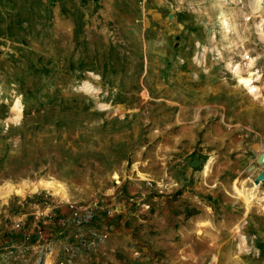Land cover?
<instances>
[{"label": "rangeland", "instance_id": "rangeland-1", "mask_svg": "<svg viewBox=\"0 0 264 264\" xmlns=\"http://www.w3.org/2000/svg\"><path fill=\"white\" fill-rule=\"evenodd\" d=\"M263 154L264 0H0V264H264Z\"/></svg>", "mask_w": 264, "mask_h": 264}, {"label": "crops", "instance_id": "crops-1", "mask_svg": "<svg viewBox=\"0 0 264 264\" xmlns=\"http://www.w3.org/2000/svg\"><path fill=\"white\" fill-rule=\"evenodd\" d=\"M183 135L188 136L189 134H186V132H184ZM176 150H179V149H176ZM179 151H181V150H179ZM190 151H192V150H190ZM178 161H181V160L178 159ZM178 163L179 162H176V161L174 162L175 168H174V171L172 172L173 176H175V174L180 171L181 167H180V164H178ZM176 164H178V165H176ZM199 164H204V161H201ZM177 191L174 192L172 195H169L168 201H170V203L172 204L173 207L176 205L174 207L175 208L174 211H178L180 213V215L178 216V220H177V222L179 224H183V223H186L190 220H193L194 218H196L202 214L200 207L193 204L191 199H189L190 193H187L181 189H180V191H178V192ZM177 203H178V205H177ZM178 229H180V227Z\"/></svg>", "mask_w": 264, "mask_h": 264}, {"label": "bare ground", "instance_id": "bare-ground-1", "mask_svg": "<svg viewBox=\"0 0 264 264\" xmlns=\"http://www.w3.org/2000/svg\"><path fill=\"white\" fill-rule=\"evenodd\" d=\"M251 80H247L246 84H250ZM250 89L252 91H256L257 88L253 85H249ZM13 111H18L21 112L22 111V107L20 105L19 102H17L14 106H13ZM39 189H47L50 191H55L58 192L59 189H63L65 191L66 188H63V186L60 183H56V182H52L49 180H40L37 182H27L21 186H12L9 184V186L6 187L5 191L2 192L0 191V195L1 196H6V195H10V194H23L25 192V190H32V191H37ZM254 195H251L249 197V202L248 203H252L254 200Z\"/></svg>", "mask_w": 264, "mask_h": 264}, {"label": "water", "instance_id": "water-1", "mask_svg": "<svg viewBox=\"0 0 264 264\" xmlns=\"http://www.w3.org/2000/svg\"><path fill=\"white\" fill-rule=\"evenodd\" d=\"M255 149H256V148H255ZM257 149H259V147H257ZM259 161H260V162L264 161V154L260 156ZM263 179H264V172H263L261 175H259V177H258V179L255 181V183H256V184H259L260 181H262Z\"/></svg>", "mask_w": 264, "mask_h": 264}, {"label": "trees", "instance_id": "trees-1", "mask_svg": "<svg viewBox=\"0 0 264 264\" xmlns=\"http://www.w3.org/2000/svg\"><path fill=\"white\" fill-rule=\"evenodd\" d=\"M176 215H177V216H179V215H180V213H179V212H176ZM177 228H178V227H177Z\"/></svg>", "mask_w": 264, "mask_h": 264}, {"label": "built area", "instance_id": "built-area-1", "mask_svg": "<svg viewBox=\"0 0 264 264\" xmlns=\"http://www.w3.org/2000/svg\"><path fill=\"white\" fill-rule=\"evenodd\" d=\"M105 237V236H104Z\"/></svg>", "mask_w": 264, "mask_h": 264}]
</instances>
